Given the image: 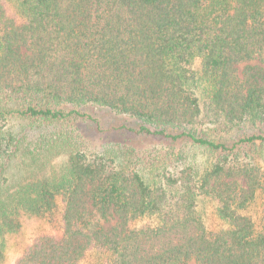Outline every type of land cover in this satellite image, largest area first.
Instances as JSON below:
<instances>
[{"label": "trees", "instance_id": "16d2710c", "mask_svg": "<svg viewBox=\"0 0 264 264\" xmlns=\"http://www.w3.org/2000/svg\"><path fill=\"white\" fill-rule=\"evenodd\" d=\"M30 221L14 264H264V0H0V264Z\"/></svg>", "mask_w": 264, "mask_h": 264}, {"label": "rangeland", "instance_id": "374dc122", "mask_svg": "<svg viewBox=\"0 0 264 264\" xmlns=\"http://www.w3.org/2000/svg\"><path fill=\"white\" fill-rule=\"evenodd\" d=\"M238 69L239 71H241L242 65H240ZM77 126L80 127V125H77ZM74 128H76V126H74L73 129ZM84 134L89 135L85 138L87 143L89 145L95 144L94 146L97 149H101V147L104 144H107V147H109L110 145L108 143L109 140L107 137H105L104 140H100L98 138V135H94V133L93 134L89 133L88 128H85ZM104 141H106V143ZM112 144H116V143L112 142ZM112 144H111V147L115 149V151H118V153L121 155L122 153L120 151V148ZM150 144L151 143L140 141L137 139L134 141L124 140V142L122 141L121 146L123 148H126V150H123V153H125V151H129V152L133 151V154L135 155V153L138 154L140 151H142L144 148H146ZM133 148H135V150ZM64 160H65L64 157H56L53 161L54 162L53 165L58 166L59 164H62ZM198 209L203 214L205 223L209 228L213 229L221 225V221L218 219V217L215 214L214 202L212 199L208 197L200 198L198 200ZM30 222L31 223L25 225V227L23 228L22 231H20V233L10 238L9 243H8V249H7V259H5L4 263L2 264H14V260L18 256V254L21 252L22 247L25 244L30 243L32 238L41 231V227L36 222H33V221H30ZM46 229H48V227ZM90 260H91V256H88L80 264H88Z\"/></svg>", "mask_w": 264, "mask_h": 264}]
</instances>
